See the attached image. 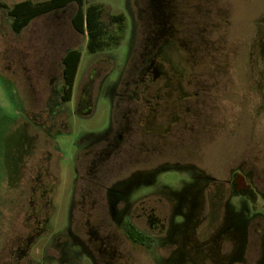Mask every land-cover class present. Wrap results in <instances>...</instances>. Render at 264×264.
Returning <instances> with one entry per match:
<instances>
[{
	"label": "rangeland",
	"instance_id": "374dc122",
	"mask_svg": "<svg viewBox=\"0 0 264 264\" xmlns=\"http://www.w3.org/2000/svg\"><path fill=\"white\" fill-rule=\"evenodd\" d=\"M17 1L0 0L8 6ZM92 2L103 5L104 22L110 14L126 15L120 44L95 54L86 50V35L72 26L75 2L37 16L20 32L12 30L11 17L0 8V264H92L85 246L98 247L94 232L66 228L69 218L86 219L68 212L73 155L92 138L87 150L103 147L98 136L111 125V98L115 104L121 96L158 95L169 98L152 121L161 132L172 115L188 117L189 111H200L204 122L191 126L185 145L175 150L177 164L185 166L137 182L133 195L168 186L197 198L201 210L177 229L170 222L179 219L172 220L170 205L160 201L161 229L151 231L154 246H134L114 231L121 257L113 264H264V0H176L183 16L180 33L162 40L155 61L168 75L145 92L134 67L153 7L147 0H84L83 8ZM70 48H81L82 55L71 99L63 101L62 57ZM82 94L90 96L84 112L75 105ZM130 106L145 111L138 102L115 109ZM181 126L176 120L170 128ZM87 150L78 169L90 156ZM234 172L241 174V185L256 192L255 203L231 194ZM195 175L207 176L206 182L194 187ZM50 177L57 181L54 195L32 197L30 190ZM48 206H54L52 214L46 213ZM149 218L135 221L147 227Z\"/></svg>",
	"mask_w": 264,
	"mask_h": 264
},
{
	"label": "flooded vegetation",
	"instance_id": "af4514ba",
	"mask_svg": "<svg viewBox=\"0 0 264 264\" xmlns=\"http://www.w3.org/2000/svg\"><path fill=\"white\" fill-rule=\"evenodd\" d=\"M148 1L153 7L152 22H147L145 26L148 29L152 25V28L149 31L145 28L142 52L134 67V71L137 73V82L139 81L143 86L142 92H145L150 85H160L158 82L168 75L159 66H155V61L162 40L166 38L174 40L180 33L177 26L183 17L176 0H147V3ZM191 81L192 79L189 77V82L191 83ZM199 93H202L201 88ZM197 94L198 92L195 91L193 96L196 97ZM89 98L90 96L87 94L76 98V109L81 112L87 111L86 107L90 104ZM85 99L86 101H84ZM167 99L169 98H164L161 95L154 98H122L121 96L117 97L114 104L111 98V125L106 132L98 136L103 140V147L87 150L85 147H89L90 143H93L90 142L92 138L84 141L83 146H80L73 155L74 182L70 202L67 205L68 212L70 215L72 213L85 215L86 219L72 223L69 218L66 228L71 226L73 229L94 232V240L98 243V247L87 249L85 246L87 258L92 264H99L100 261L103 263L109 261L113 264L121 257L118 248L115 247L114 231H122L134 246L153 247L155 237L151 231L161 229V224L156 217V210L162 200L167 201L170 205L169 212L172 215V220L174 215L179 219L177 223L170 222V227L177 229L186 226L190 216L201 210L197 198L192 200L191 196L177 194L168 186L140 197H134L132 192V188L137 182H150V179L159 170L185 166L177 164L175 150L179 149L181 145H185L188 138L186 134L191 126H197V124L202 126L204 122L199 114L200 111H189L188 117L172 115L166 132H161L153 127L152 121L156 119L160 113L159 108ZM197 99L193 101L194 105L192 106H197L199 103ZM135 102H138L141 108L144 107L145 111L140 112L132 106L122 112L115 109V107H120L121 103L132 105ZM116 115H119L117 119L114 118ZM176 120H180L182 126L171 131L170 126ZM57 149L59 148L57 147ZM85 149L90 156L86 164L81 165L78 169L80 156L82 151L86 152ZM124 171L127 173L122 175L121 173ZM193 178L195 187L197 184L206 182L207 176L195 175ZM239 180V176L234 178L232 174L228 181L232 195H238L233 193V182ZM54 183L57 184V181H54L52 177L49 181L39 182L34 190H30L31 196L36 199L52 197L55 192ZM202 189L199 192L201 196ZM215 203L218 202L215 201ZM50 208L48 206L46 213H53L54 206ZM145 214L150 215L149 222L147 227H140L135 219L140 220ZM105 216L110 221L103 222ZM131 227L137 228L147 238L138 240L130 237L128 229ZM102 229L108 231L105 237L96 234Z\"/></svg>",
	"mask_w": 264,
	"mask_h": 264
},
{
	"label": "trees",
	"instance_id": "16d2710c",
	"mask_svg": "<svg viewBox=\"0 0 264 264\" xmlns=\"http://www.w3.org/2000/svg\"><path fill=\"white\" fill-rule=\"evenodd\" d=\"M84 0H19L8 6L0 2V8H5L11 17V27L15 32H20L34 18L44 13L51 12L55 9L65 7L75 2L77 9L72 16L71 23L73 28L86 35V50L95 54L106 49L115 47L120 44L124 38L125 19L124 13L110 14L108 21L102 20L103 5L98 2L90 3L85 9L83 8ZM81 48H70L62 57V100L68 101L71 98L75 77L78 71L81 59ZM234 178L242 177L238 172L233 173ZM233 193L247 196L252 203L256 202V192L249 184L241 185L240 180L233 182ZM128 234L132 238L145 240L137 228L128 229Z\"/></svg>",
	"mask_w": 264,
	"mask_h": 264
}]
</instances>
